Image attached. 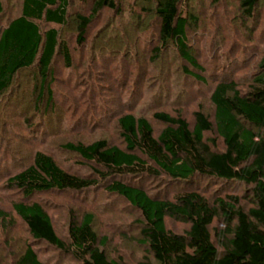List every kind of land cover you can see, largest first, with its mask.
Masks as SVG:
<instances>
[{
	"label": "rangeland",
	"instance_id": "1",
	"mask_svg": "<svg viewBox=\"0 0 264 264\" xmlns=\"http://www.w3.org/2000/svg\"><path fill=\"white\" fill-rule=\"evenodd\" d=\"M92 2L71 0L68 24L58 26L70 47L72 66H66L62 56H57L44 84L36 65L23 69L0 95V264H17L28 245L44 262L77 264L70 255L35 240L13 209V203L22 195L9 188L6 180L31 164L37 151L53 156L64 169L92 176L100 183L85 193L44 192L31 199L45 208L63 240L68 241L71 216L91 212L94 230L99 237L108 238L104 247L108 258L127 264L154 261L141 240L144 220L140 211L123 197L108 192L107 184L94 170L101 168L67 150L65 144L104 139L109 145L123 147L117 120L125 113L148 118L155 135L165 127L153 116L158 111L181 115L192 124L198 110L212 119L210 94L215 84L234 79L243 89L259 71L264 55V0L250 18L244 17L241 0H189L184 5L185 12L193 16L188 43L200 71L182 60L174 44L155 52L160 47L157 18L147 13L148 0H119L121 13L104 12L89 27L84 45L78 44L76 16L87 14ZM0 3L1 32L21 13L22 0ZM40 26L44 30L52 25ZM189 71L202 75L203 81L189 76ZM40 90L43 95L38 99ZM206 137L221 145L214 131ZM126 181L156 198H173L181 191L196 188L211 200L232 194L242 198L245 208L252 205L250 186L242 183L202 180L185 186L160 172ZM165 222L168 229L178 233L189 227L170 217ZM223 227L221 219L211 224L215 241L216 232Z\"/></svg>",
	"mask_w": 264,
	"mask_h": 264
},
{
	"label": "trees",
	"instance_id": "2",
	"mask_svg": "<svg viewBox=\"0 0 264 264\" xmlns=\"http://www.w3.org/2000/svg\"><path fill=\"white\" fill-rule=\"evenodd\" d=\"M148 1L151 9L147 13L157 18L160 47L155 52L174 44L182 60L200 71L188 43L193 16L185 12L184 5L189 0ZM259 3L241 0L244 17H253ZM70 6L71 0H22L21 13L0 32V95L23 69L36 65L44 84L57 56H62L66 66H72L70 47L58 28L68 24ZM107 10L121 13L119 0H93L87 14H77L78 44L84 45L89 27ZM40 23L52 26L42 30ZM188 74L203 81L199 73ZM210 100L213 118L198 110L193 124L181 115L155 112L154 118L165 124L158 135L148 118L122 114L117 121L123 147L109 145L104 139L65 144L67 150L101 168L94 170L107 184L108 192L123 197L140 211L144 220L141 240L154 259L140 264H264V55L247 87L239 88L234 79L220 80ZM213 131L221 139L220 146L206 137ZM159 172L185 186L202 180L248 185L252 205L245 208L242 198L232 194L211 200L196 188L173 198H156L126 181ZM99 184L97 178L64 169L43 151H37L31 164L6 180L9 188L22 195L13 209L35 240L70 255L77 264H127L108 258L104 250L108 238L99 237L94 230L93 213L71 216L66 242L57 234L45 208L31 200L44 192L85 193ZM166 217L186 222L189 227L182 233L174 232L167 228ZM215 219L224 224L216 232V241L211 233ZM17 264L50 263L40 260L28 245Z\"/></svg>",
	"mask_w": 264,
	"mask_h": 264
}]
</instances>
